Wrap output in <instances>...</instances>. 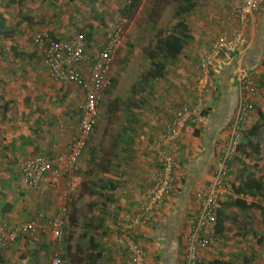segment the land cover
Instances as JSON below:
<instances>
[{
	"label": "crops",
	"instance_id": "1",
	"mask_svg": "<svg viewBox=\"0 0 264 264\" xmlns=\"http://www.w3.org/2000/svg\"><path fill=\"white\" fill-rule=\"evenodd\" d=\"M125 2L127 3V0H15L10 6L16 5L17 21H12V15L7 12V9L13 8L7 5H4V9L0 8V13H3V19L0 21L2 24V26L0 24V39L7 41L4 55L0 54V62H2L0 64V225L8 229L31 219L38 220L39 223V230L34 236L37 248L31 243L32 240L28 239L30 234H20L12 247L0 249V264H30V256L26 255L27 249L34 248L38 257L34 258L32 263L49 264L46 262L47 246L41 239L38 243V239L44 234L50 235L52 239L45 217L56 213L66 203L65 201L63 204L64 195H58L55 192L59 191L63 182L66 184L77 179L75 177L77 168L92 170L95 166L93 164L96 163L91 160L92 154L88 145L93 146L98 140L96 136L103 134L97 131L94 135L95 130H93L77 158L76 171L67 177L48 173L35 187L27 186L21 181L18 166L26 158V154H55L63 151L66 143L76 135L79 121L78 116L77 126L73 128L71 119L75 117V112H78L77 105L80 101L78 87L72 82L57 81L49 77L44 62L43 43H38L36 47L32 39L39 28L48 30V33L61 39L75 38L76 33L87 32L91 34L90 41L95 43L93 51L98 50L105 40V23L117 13H121ZM234 2L240 3L241 0H218L219 7L222 9L219 17L221 16L222 20L205 21L206 26L204 22L197 19L198 15L189 17L187 21L189 27L192 24L195 29L189 32L194 39L192 38V45L188 41V46L185 44L183 50L188 51L193 48L192 46L197 49L206 48L204 42L209 39L208 31L216 26L215 22H218V25L222 24L220 27L226 26L230 29L229 6ZM22 7L30 9L26 12L27 15L20 13L23 15L20 18L19 10ZM42 8L46 11L40 10ZM194 10L196 12L197 7H194ZM78 19L84 23L83 27L75 23ZM248 30L251 37L250 47L244 53L233 55L225 63L219 64L221 70L217 74L218 89L216 91L209 95L196 93L192 88L193 81L184 82V77L180 78L177 75V80L160 81L165 88V95L157 98L156 102L147 98L139 108L130 107L129 111L120 113L126 125H121L119 130L121 133L126 131L124 134L127 137V143L117 145L118 151L123 154L112 161L115 162L113 166L118 168V171L114 174L115 179H108L106 184L109 187L113 184L114 188L99 186L101 189L106 188L109 194L105 197L100 195V201L95 205L89 203L92 198L86 194L84 198L86 203L83 204L91 206L92 211L84 223L85 226L98 232L95 237L89 235L97 244L96 250L101 251L102 256L97 264H127L128 255L118 242L120 232L115 227V220L123 214L134 212L143 200L157 163L151 150L152 145L159 138L166 122L171 119L174 110L184 103L197 109L204 102L209 105L204 110L195 112L188 121L182 140L175 144L174 151L178 163L175 191L163 206L161 215L152 223L143 225L135 231L136 238L148 253L149 264H185L187 237L191 231L190 217L200 206L196 193L205 189L213 178L218 164V154L224 147L226 137L231 135L228 129L229 123L232 119L235 120L237 114L239 88L234 75L238 64L257 71L256 67H259L260 95L254 99L253 107L260 104L256 107V111L257 109L264 111V75L260 79L263 71L260 62L264 56V0L253 27ZM14 50L19 53L34 54V56L28 62H22L13 56ZM195 60L197 63V59ZM35 61H38V64ZM195 63L192 68L185 65L183 74L191 71L195 75ZM194 79H196L195 76ZM137 97L135 94L134 100H138ZM201 99L203 101H200ZM117 100L116 104L123 105L127 98L122 101L123 103ZM196 103L198 106L195 105ZM98 106L102 110L100 101ZM250 112L251 110L247 116ZM105 113L108 117L112 116L108 111ZM197 118L200 122L198 124ZM256 119L257 114L254 115V122ZM107 120L105 118L104 121ZM194 130L197 134H194ZM261 159L264 161V157ZM260 161V157L258 160H251L253 166L251 170L264 183V172L257 175V170L254 171L257 164L261 168ZM227 165L229 176L234 179L232 183H237V172L241 165L237 163L235 167H230L229 162ZM246 167H248L247 162ZM86 184L89 186V183ZM66 190H69L67 184ZM237 197L240 196L232 190L222 196L219 203L223 206L224 229H218L219 232H217L215 228L214 242L207 247L198 248L199 264H207L215 258L231 261L232 264H255L251 261L252 254L248 256L247 250H251L252 247L263 248L260 247L258 240L251 241L257 235L256 232L250 233L249 228H243L246 224V220L243 219L245 215H242L241 219L235 215L231 217L234 230L226 224L228 217L224 208L234 206L227 203ZM243 199L256 203L261 200L258 196L255 198L246 196ZM92 219L97 221L93 223ZM241 224H243L241 230L238 231L237 228ZM38 233L41 234L38 235ZM227 235L232 238L230 239ZM21 247V256L17 257L16 250Z\"/></svg>",
	"mask_w": 264,
	"mask_h": 264
},
{
	"label": "built area",
	"instance_id": "2",
	"mask_svg": "<svg viewBox=\"0 0 264 264\" xmlns=\"http://www.w3.org/2000/svg\"><path fill=\"white\" fill-rule=\"evenodd\" d=\"M262 2L263 0H241L230 7L228 18L230 29L217 36L195 63L197 82L193 90L196 93L216 91L214 79L221 70L219 64L225 63L233 55L244 53L250 47L251 37L248 29L253 27ZM127 21V16L122 13L108 19L105 23L103 46L91 54L84 51L82 35H77L72 40H51L48 44L43 43L44 62L51 77L57 81L72 82L78 87L81 94L77 105L80 116L77 133L66 143L63 151L55 154L37 153L22 160L19 174L25 185L37 186L40 179L48 173L67 177L76 171L77 158L98 122L99 100L111 85L109 71L122 45L124 25ZM39 37L38 34L36 40L41 43ZM234 78L239 88L236 125L233 126L231 135L218 154V164L213 178L205 189L196 193L200 206L190 217L191 231L187 237L185 264H196L198 248L207 247L215 240L219 202L223 195L232 190L227 163L236 154L235 148L239 141L236 129L238 124L245 120L247 113L254 106V99L260 94L257 70L238 64ZM196 111L197 109L190 105L181 106L166 122L151 148L157 163L143 200L134 212L123 214L115 220V227L120 232L118 242L128 255L127 264H149L148 253L136 238L135 231L143 225L152 223L161 215L163 206L175 191L177 185L175 144L182 140L188 121ZM66 184L70 185L69 182ZM65 214L64 207H61L56 213L45 217L55 242H60L63 238ZM38 230L39 223L35 219L8 229L0 225V249L12 246L20 234H35ZM50 264H63L58 252L52 256Z\"/></svg>",
	"mask_w": 264,
	"mask_h": 264
},
{
	"label": "rangeland",
	"instance_id": "3",
	"mask_svg": "<svg viewBox=\"0 0 264 264\" xmlns=\"http://www.w3.org/2000/svg\"><path fill=\"white\" fill-rule=\"evenodd\" d=\"M8 1L9 0H0V8L4 9V5H7V7H9L10 4H12L15 0L14 1L10 0L9 2ZM237 3L234 2L233 4H237ZM177 5L178 3L176 0H140L139 7L135 11V13L131 17L126 14L128 21L124 25V31H123L124 39L122 45L118 50L117 56L112 63L109 72L112 78L116 80L115 86L113 85L111 88L107 89V91L104 92V94H102L100 100V107H102V110H100L98 122L94 127L95 130L94 135L97 131L98 133L102 132L103 134L101 136H96L98 138L97 141L92 139V141L93 140L96 141L95 144H93V146L88 145V149L89 148L91 149L92 161H94L96 164L91 171L84 169L80 170L77 168V173L75 176L77 179L71 181L70 185L68 184L69 190H66V184L63 182V185L62 187H60L59 191L55 192L58 195L59 194L64 195L63 204L65 203V201L66 203L63 207L66 213L65 214L66 225L63 231V238L60 242H53V240L50 238V235L48 236V234H44V236L38 239V243L41 240H43V242L47 246L45 250L47 255V257L45 256L46 262L49 263L52 256L58 252L63 264H78L80 260L82 261L83 259H86L87 255L93 251L92 247L89 245L88 236L94 235L95 237L98 235V232H96L95 229H90L86 227L84 224L87 221V217H90L89 213L92 212L91 206L89 207L83 205L84 203H86L84 198L87 194L92 198V200H89L90 201L89 203L90 204L94 203L93 205H95L96 203H99L100 195L102 197H105L106 194H109L106 191V188L101 189L99 186L103 185L111 189V187H109L106 184V182L108 179H115L114 177H116L114 176V174L118 171V168L113 166L115 162L112 161L117 160L118 155L122 156L123 154V152L118 151L117 145L119 144L125 145L127 143V139H126L127 137L124 134L126 133V131H122L123 133H121L119 129L121 125H126V122H123L124 121L122 118L123 115H121L120 113L124 111H129V108H127L128 101L129 100L133 101L135 99V93H136L137 96L140 95L144 99L148 98L156 102L157 98L165 95L164 92L165 88L162 87V83H160V81L162 80L164 81L165 79H169L170 81L174 79L177 80L176 77L177 75L180 78L184 77L183 78L184 82L186 81L195 82L194 79L195 75H193L191 71L186 72L185 75L183 74L185 70L184 68H186L185 65L192 68L193 67L192 65H194V63L196 62L195 59H198L199 54L203 53L204 52L203 50L207 49L217 36L229 30V28H226V26L220 27L222 25L221 23H220L221 25H218L219 23L215 22L216 26L208 31L207 35L210 36L209 39L205 40L204 42V46L206 48L197 49L194 46H192L193 48H191L190 50L188 49V51L183 50L182 51L183 54L181 53L176 60H169L166 62L167 64L166 70L163 76L156 79H149L147 77V72L152 69H155L156 60H152L146 54H144L143 49L144 48L152 49L155 44V39L156 37H158V35H164L176 31L175 24L178 18H176L174 15V9ZM10 7L13 9L12 10L7 9V12L10 15H12L11 16L12 21H17L18 10L16 8V5ZM196 7H197L196 12H194L195 10L193 9L182 16V19L186 21L188 25L189 31L191 30L195 31V29H193V25L190 24L191 26L189 27V23L187 22L189 17L191 16L198 15L197 19H199V21L201 22H204L203 23L204 26H206L205 21H210L213 19L222 20V17L221 16L219 17L220 15L219 12L222 9L219 7L218 0H196L195 8ZM28 9L30 8L22 7L19 10V17L21 18V16H23L20 13L26 14V12L29 11ZM40 10L44 12L46 11L44 10V8ZM81 10L83 9L81 8ZM55 19L56 17L54 18V20ZM0 21H2V19ZM75 23H77L79 27L84 26V23L81 22V20L79 19L76 20ZM39 27H42V25H39ZM44 30L42 28H39L38 33H42L43 35H46L49 32L48 30L46 31ZM76 34L78 35V33ZM192 38L194 39V37ZM192 38L188 40L191 43V45L193 43ZM57 39H61V38H57ZM6 42L7 41L0 39L1 55H4V47ZM32 42H34L33 39ZM86 44L89 50H94L93 49L95 47L94 42L90 41L89 43ZM34 45L38 47V45L35 42ZM186 45L188 46V43H186ZM1 63L2 62H0V64ZM35 63L38 64V61H35ZM260 67L263 69V71L260 74V79H261V77L264 75V56L262 57V60L260 62ZM179 69L181 70L178 72ZM256 69H258L259 71L258 66L256 67ZM48 75L50 77L49 72ZM261 93L263 94V92ZM191 95L195 96V94H191ZM207 95H209V93ZM126 98L127 100H125ZM116 99H118L117 101H121V102L124 100L125 101L124 103L122 102L123 105L121 103L116 104ZM200 101L203 100L201 99ZM105 104L109 105L108 108L107 105L105 107ZM195 105H197V103ZM208 105L209 104H205L203 102V104H201L200 106L197 105L198 106L197 110L202 111ZM259 105L260 104H256V107ZM256 107H253L251 109V112L248 114V116H246L245 120L241 121L238 124V127L236 129L238 135L240 130L252 126L254 122V115H256ZM105 111H108L109 114L111 113L112 116L110 117L106 116ZM78 116L79 113L75 112V117L71 119V121L73 120L72 122L74 126L73 128H76L77 126ZM105 118H107L108 120L104 121ZM196 123L197 124L200 123L199 119L198 122L196 120ZM235 125H236L235 120L232 119L231 122L229 123V128H228L229 131L232 132L233 126ZM228 137H226V139H228ZM239 140H240V136H239ZM254 140L260 143L261 149H263L264 151V127L260 129V131L258 132V136L255 137ZM32 155L28 153L26 154V158ZM252 155L254 156V158H257L258 156L260 157L261 168L258 167V164L257 166L254 167L255 169L254 171L257 170L256 174L259 175L260 172H264V164H263L264 161H262L261 159L263 157V152H261L260 155L259 154L256 155L253 153ZM21 162L19 163L18 167H20ZM246 162L248 164L247 169L249 171H252L251 169H253V166L251 160H247ZM237 163H238L237 160L232 158L229 161V166L235 167ZM232 182H234V179L229 176V183ZM86 183H89V186ZM259 203L263 207L261 210L254 207L241 210L236 206H225L224 209H225V214L228 217L226 224L232 230H234L235 228L232 227L233 223L231 222V217L235 215L236 217H238V219H241L242 215H245L243 219L246 220L245 222L246 224L244 225L241 224L237 228V230L240 231L241 226L243 225V228L245 229L249 228L250 233H252V231L256 232L257 235L255 236V238H252L251 241L258 240L259 245H261L260 247L263 249H260L258 247L257 248L252 247L251 250H247V254L248 256L252 254L251 261H254L255 264H264V201L259 200ZM92 220L93 223L97 221L95 219ZM40 234L41 233H38V235ZM34 236H36V234H30V237H28V239L32 240L31 243L37 248V244L35 241L36 239H34ZM228 236L230 237V239L232 238V236L227 235V237ZM34 249H30V250L27 249L28 253L26 255L30 256L29 258V261H31L30 264H33L32 263L33 259L38 257L36 255V250L34 251ZM21 253H22V247L16 250V256L20 257Z\"/></svg>",
	"mask_w": 264,
	"mask_h": 264
},
{
	"label": "trees",
	"instance_id": "4",
	"mask_svg": "<svg viewBox=\"0 0 264 264\" xmlns=\"http://www.w3.org/2000/svg\"><path fill=\"white\" fill-rule=\"evenodd\" d=\"M176 1L178 3V5L174 9V15L176 18H178V20L175 24L176 31L170 32V33H167L164 35H158V37H156V39H155V44H154L152 49H147V48L143 49L144 54H146L150 59L156 60L155 69H152V70L147 72V77L149 79H156V78H160L161 76H163V74L166 70V65H167L166 62L169 60H176L179 57V55L182 53L185 44L188 43V40L192 38V35L188 30V25L182 19V16L194 9V7L196 5V0H176ZM139 4H140V0H127V3L125 2V5H124L123 9L121 10V13L125 14V15L127 14L131 17L135 13L137 8L139 7ZM232 5L233 4H231L229 7H231ZM1 19H3L2 13H0V20ZM1 26H2V24H1ZM4 34H6V33H4ZM38 34L40 35L39 38L41 40V43H44V44H48L51 40L67 41V40L74 39V37L70 38V39H57V37H54L50 33H47L46 35H43L42 33H36L33 37V40L37 45H38V40H36V39H37ZM78 35H82V37H83V44H84L83 48H84V51L86 53L91 54V53H94L97 51V50H95V51L89 50L87 48L86 43L90 42V35H91L90 33L86 32L85 34H78ZM104 35H105V29H104ZM102 46H103V44L100 45V49L102 48ZM100 49H98V50H100ZM13 56L15 58L22 60V62H28L29 59L30 60L32 59V56H34V54H29L26 52L19 53V52L14 50ZM196 76H197V74L195 72V77ZM50 77H51V75H50ZM217 78L218 77L216 76L214 79V82L216 84V88L218 89ZM53 80H54V78H53ZM110 81H111V85L109 88H111L115 84L116 80L113 79L112 76H110ZM196 82H197V79H195V83L193 82L192 88L195 87ZM106 91H107V89L104 92H106ZM104 92H103V94H104ZM78 93H79L80 99H81V94H80L79 90H78ZM137 98H138V100L137 99L133 100V101L129 100L127 108H129V109H130V107L139 108L141 106V104H144L145 99L143 97L138 95ZM184 105H189V104L184 103L182 105H179L176 108V110L179 107L184 106ZM176 110H174V112ZM78 113H79V111H78ZM99 114H100V108H99ZM203 114H206V112H203ZM256 114H257V119L252 124V126L239 131L240 140L238 141L236 148H235L236 154H235L234 158L238 161V163L241 165V167L239 168V171L237 172V178H236L237 183H232V191H233V193H235L236 195H238L240 197L235 198L233 201H229L227 204L228 205L232 204V205L238 207L239 209H249L252 207L257 208V209L263 208L262 205L259 203H256L254 201L247 202L245 199H243V197H246V196H251L252 198L253 197L255 198L258 196V197H260V199L262 201H264V183H262L258 179V177L255 176L254 172L249 171L247 169L246 162H245V160H253V159L258 160L259 156L257 158H254L252 153L256 154V155H258V154L260 155V153L263 152V157H264V151H263V149H261L260 143L258 141L254 140V138L258 136V132L260 131V129L262 127H264V111H262L261 109H257ZM193 132H194V134H197V131L194 130ZM94 165L95 164H93V166ZM177 165H178V163H177ZM177 165L175 168L176 173H178L177 172ZM110 186L112 188H114L113 184H111ZM222 212H223V206H221V204L219 203V206L217 208L216 224H215V228H216L217 232H219L218 229H224L223 218H225V217L222 216ZM88 240L90 242V245L93 247V251L87 255L86 259H83L82 261L79 259L80 261L78 262V264H97L98 260L102 256L101 251L96 250L98 247H97V244L94 242V238L92 236H89ZM50 262H51V260L49 261V264H50ZM196 264H198V258L197 257H196ZM207 264H232V263H231V261H228L225 259L215 258L213 260H210Z\"/></svg>",
	"mask_w": 264,
	"mask_h": 264
}]
</instances>
